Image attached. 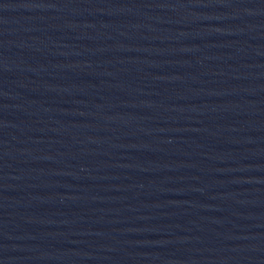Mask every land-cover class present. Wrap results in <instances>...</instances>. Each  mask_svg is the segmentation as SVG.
Returning a JSON list of instances; mask_svg holds the SVG:
<instances>
[{"label": "water", "instance_id": "water-1", "mask_svg": "<svg viewBox=\"0 0 264 264\" xmlns=\"http://www.w3.org/2000/svg\"><path fill=\"white\" fill-rule=\"evenodd\" d=\"M0 264H264V0H0Z\"/></svg>", "mask_w": 264, "mask_h": 264}]
</instances>
